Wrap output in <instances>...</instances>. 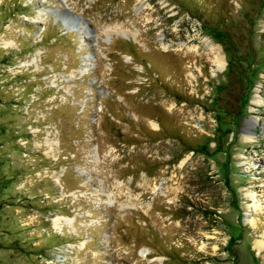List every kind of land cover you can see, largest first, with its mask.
<instances>
[{"label": "rangeland", "instance_id": "374dc122", "mask_svg": "<svg viewBox=\"0 0 264 264\" xmlns=\"http://www.w3.org/2000/svg\"><path fill=\"white\" fill-rule=\"evenodd\" d=\"M261 238L264 0H0V264H264Z\"/></svg>", "mask_w": 264, "mask_h": 264}, {"label": "bare ground", "instance_id": "6f19581e", "mask_svg": "<svg viewBox=\"0 0 264 264\" xmlns=\"http://www.w3.org/2000/svg\"><path fill=\"white\" fill-rule=\"evenodd\" d=\"M211 51L214 53V61H216L217 63H222L223 56L222 54H219L218 48H216L215 46L214 47L211 46ZM254 100H256V97L254 98ZM254 245L257 249L259 248V250L264 248V238L256 239L254 241Z\"/></svg>", "mask_w": 264, "mask_h": 264}, {"label": "trees", "instance_id": "16d2710c", "mask_svg": "<svg viewBox=\"0 0 264 264\" xmlns=\"http://www.w3.org/2000/svg\"><path fill=\"white\" fill-rule=\"evenodd\" d=\"M55 35H58V34H55ZM61 36H63V35H59V37H61Z\"/></svg>", "mask_w": 264, "mask_h": 264}]
</instances>
